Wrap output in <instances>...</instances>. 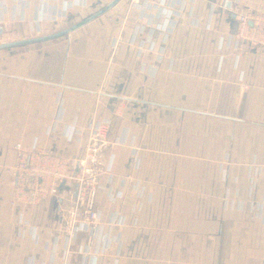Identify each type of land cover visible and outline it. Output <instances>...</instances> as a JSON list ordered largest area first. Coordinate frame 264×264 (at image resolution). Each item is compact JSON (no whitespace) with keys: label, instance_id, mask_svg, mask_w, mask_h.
Listing matches in <instances>:
<instances>
[{"label":"crops","instance_id":"0c3cea01","mask_svg":"<svg viewBox=\"0 0 264 264\" xmlns=\"http://www.w3.org/2000/svg\"><path fill=\"white\" fill-rule=\"evenodd\" d=\"M111 1L0 0V37ZM242 14L264 0H120L0 49V264H264V44L240 34ZM16 146L61 153L74 175L97 149L91 231L71 234L73 179L12 205Z\"/></svg>","mask_w":264,"mask_h":264},{"label":"built area","instance_id":"2783aa9c","mask_svg":"<svg viewBox=\"0 0 264 264\" xmlns=\"http://www.w3.org/2000/svg\"><path fill=\"white\" fill-rule=\"evenodd\" d=\"M239 22L240 34L243 37L253 43L264 44V15L242 14L239 16ZM87 129L91 143H104L109 136L110 122L103 120L91 123L87 125ZM15 149L18 153L12 179V205L38 204L48 196L58 194L60 187L73 179L77 183V190L71 234L91 231L103 216V211L97 205L99 191L103 188L94 167L97 149L94 146L89 147L84 159L78 162L75 175L71 171L73 161L61 153L46 148L25 150L16 146ZM113 199L114 196L111 195L110 200Z\"/></svg>","mask_w":264,"mask_h":264},{"label":"water","instance_id":"95a60500","mask_svg":"<svg viewBox=\"0 0 264 264\" xmlns=\"http://www.w3.org/2000/svg\"><path fill=\"white\" fill-rule=\"evenodd\" d=\"M120 0H112L110 3H108L104 8L101 10L97 11L96 13L90 15L89 17L63 29L48 35H41L29 39H23V40H17V41H11V42H4L0 43V49L7 48V47H12V46H18V45H23V44H29L33 42H40V41H45V40H50L54 39L66 34H69L70 32L84 26L85 24L93 21L94 19L100 17L101 15L105 14L108 12L112 7H114Z\"/></svg>","mask_w":264,"mask_h":264},{"label":"rangeland","instance_id":"374dc122","mask_svg":"<svg viewBox=\"0 0 264 264\" xmlns=\"http://www.w3.org/2000/svg\"><path fill=\"white\" fill-rule=\"evenodd\" d=\"M4 41H9V40L7 38L0 37V43H2Z\"/></svg>","mask_w":264,"mask_h":264}]
</instances>
